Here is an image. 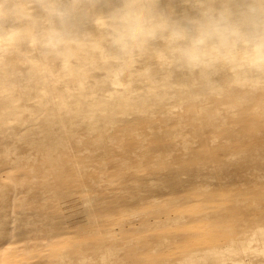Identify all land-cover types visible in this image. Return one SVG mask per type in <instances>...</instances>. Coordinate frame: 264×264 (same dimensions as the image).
I'll list each match as a JSON object with an SVG mask.
<instances>
[{
    "label": "rangeland",
    "instance_id": "374dc122",
    "mask_svg": "<svg viewBox=\"0 0 264 264\" xmlns=\"http://www.w3.org/2000/svg\"><path fill=\"white\" fill-rule=\"evenodd\" d=\"M157 1H160V7L168 10L171 8L167 0ZM232 1L234 4L264 5V0ZM194 2L195 0H178L172 9L184 10L187 8L183 6ZM216 2L219 4L221 0ZM51 3L71 6V17L61 21L50 15L45 6ZM123 3L124 0H0V117L9 114L13 116L11 120L24 121L31 108L36 107L46 94L52 95L48 99L49 108L39 110V117L47 109L65 112L72 99L90 102L92 96L97 94H123V87L101 76L105 53L115 55L120 52L118 47H109L104 42L114 36L110 17ZM95 18L110 22L103 26L104 31L101 33L94 31L92 23ZM152 47V42L149 41L130 48L134 57L140 60L142 71L148 74L154 73L157 67L151 57L147 56ZM88 54L96 55L97 62L86 60ZM234 58L245 61V50L239 49ZM248 61L250 69L264 70V63L252 64L249 59ZM40 64L49 69L46 79L39 72ZM246 71L245 66H239L235 72L244 76ZM160 73L172 81L161 96L176 95L174 85H179L183 77L165 68ZM207 74L199 73L192 80L203 84L209 78L216 80L218 72L211 71L210 77ZM100 84L103 86L101 89L98 87ZM261 92H264V88ZM213 104L231 106L233 117L224 121L212 115L207 119L206 112ZM152 105L156 116L154 122L147 126L150 130L149 156L145 160L127 164L124 168H112V164H109L106 171H101L96 161L88 168L77 170L74 164H80L82 158L78 153L71 154L66 167L68 175L57 180L69 192L67 198L55 193L43 195L42 171L36 170L31 174L25 166L13 159L18 149L14 145L12 134H7L11 141L6 138L0 143L6 148L9 157L0 162V187L6 194L0 201V204L3 202V214L6 216L5 221H0V240L5 241L0 264H57V254L63 258L65 248L59 250L60 253L49 249L35 257H27L19 249L7 247L13 233L16 234L19 229H28L29 215L41 218L43 213L51 215L53 212L60 214L59 229L70 232L73 238L81 237L92 243H117L119 247L114 251L104 252L103 256L108 258L124 255L122 264H133L134 259L138 258V264H234L236 260L237 264H264V231L256 227L257 224L264 225V221L260 219L264 213V167L258 168L247 161L264 157V132H257L254 136L243 125L249 116L245 110L264 106V96L246 100L219 96L215 90L209 89L203 96L198 92L184 93L180 101H170L168 104L155 102ZM171 109L182 112L184 131L193 143L186 153L172 148L176 123L168 118L169 114L177 111L170 112ZM148 121L144 117L140 123L142 125ZM26 132L27 127L19 125L15 136L22 137ZM215 139L218 140L217 144L207 148V143ZM126 141L129 146L132 140L126 136ZM145 172L149 176L143 179L141 175ZM165 173H170L171 176L159 181V174ZM126 191L140 194L146 199L145 202L157 194H161L163 198L159 197L156 201L160 205L146 203L140 207L141 212L136 216L139 218H132V225L128 230L122 231L123 238L112 239L110 229L91 232L93 227L83 228L81 233L78 232V226L82 224L81 218H86L91 213L109 212L107 214L119 215L116 209L111 210V204L115 208L121 205L120 201ZM96 194L109 195V205L98 207ZM41 196L43 197L36 201ZM84 196L86 200L81 201ZM156 205L161 206L159 211H156ZM179 214L184 216L178 217ZM250 219H253V224ZM32 221L38 230H35L36 239L30 248L36 250L42 243L39 232L46 234L47 226L39 219ZM251 225L255 233H249ZM239 232H244V237ZM232 238L233 241L226 242ZM248 240L252 241L250 246L247 245ZM145 245H149L151 249ZM235 245H239V248ZM58 247H61L60 243ZM125 251L130 253L126 255L129 258L125 256ZM132 251L136 256L139 253V257L133 259L135 255ZM189 256H193L194 260Z\"/></svg>",
    "mask_w": 264,
    "mask_h": 264
},
{
    "label": "bare ground",
    "instance_id": "6f19581e",
    "mask_svg": "<svg viewBox=\"0 0 264 264\" xmlns=\"http://www.w3.org/2000/svg\"><path fill=\"white\" fill-rule=\"evenodd\" d=\"M157 2L160 6V1ZM167 2L171 6L169 11H173L174 9L172 8L177 4L178 0H167ZM232 3H234V1H232ZM183 7L188 8L189 5ZM174 11L179 12L182 10L178 9ZM112 16L113 15L110 17L111 21ZM109 23V21L97 20V18H95V22L92 24L95 26L94 31L101 33L104 31L103 26ZM151 42L153 47L147 52V56L151 57L157 67L154 73L149 74L142 71L141 62L138 58L134 57L131 49H124L120 45L114 43L113 37L104 42L109 47H118L120 52L115 55L108 52L105 53L102 60L103 66L101 76L109 78L110 82L123 87L122 89L125 90L123 94L121 92L119 94L112 93L104 96L97 94L92 96V100L90 102L72 99L71 105L65 110V112L47 109L44 113H42L41 117H39L37 114L39 110L49 108L50 100L48 101V99L52 95L46 94L44 98L38 102L36 107L31 108L28 118L24 121L11 120L13 116L9 114L5 117H0V143L6 138L11 141V137L7 134H12L14 145L16 149H18V152H16L13 159L25 166L27 171L31 174H33L36 170L42 171V193L44 196L50 193H55L60 197L67 198L70 195L64 185L58 183L57 180L61 176L68 175L69 172L66 167L70 162V155L73 153H78L82 158L80 164H74L77 170H80V168L90 167L94 161L97 162L101 171H106L109 164H112V168H124L127 164H132V162L145 160L149 156L151 149L148 141L150 130L147 129V126L148 124L154 122V118L156 116V111L152 103L165 102L168 104L170 101H180L183 99L184 93L188 94L190 92H198L203 96L206 95L207 90L209 89L215 90L219 96L232 98L239 97L246 100H253L259 96H264V92H261L262 88H264V70L250 69V63L247 58L245 61H241L236 58H234L231 62L222 60L213 64L209 68L201 67L191 69L183 62L178 61L171 54L170 50L163 41L155 40ZM155 44H157V47H155ZM96 59V55L88 54L86 57V60L95 63L97 62ZM239 66H245L247 68L244 76L238 75L235 72ZM164 68L166 70H172L179 76L183 77V81L179 85H174V90L177 92L176 95L161 96L162 92L164 93L166 91L169 83L172 82L171 80H168V78H164L160 73ZM38 69L39 72L42 73L44 79H46L49 69L45 68L43 64L38 65ZM213 70L218 72L215 76L216 80L209 78L203 84L195 83L192 80V78H195V76L199 73H208L207 76L210 77V72ZM98 87L99 89L103 88L101 84ZM97 92L99 93V90ZM173 110L177 111V113L171 115L169 114L170 117L168 118L169 121H174L176 123L174 126L175 139L172 142V148L180 153H186L193 143L188 139L187 133L184 131L185 124L182 121V112L176 109H171L170 112ZM245 111L249 113V116L246 121L243 122V125H245V128L248 129V132H253L254 136L257 132H264V120H262L264 119V106L260 105L249 107ZM212 115H216L224 121H226L229 117H233L231 106H219L214 104L209 106V110L206 112V118L209 119ZM144 117H147L149 121L146 124L141 125L140 120ZM199 121H201L200 118ZM19 125L27 127V132L22 137L15 136L16 127ZM126 136H129L132 140L129 143V146L126 141ZM217 142V139L210 140L206 147L209 148L210 146H214ZM163 152H165V150ZM102 156H105L106 158ZM8 159L9 157L6 148L0 145V162ZM247 161L254 164L258 168L264 167V157L259 156L254 159H247ZM147 176H149V173L147 175L146 172L141 175L143 179ZM170 176V173L159 174L157 179L162 181L168 179ZM97 183L102 184L100 181H97ZM5 195L6 194H4L3 189L0 187V201H2ZM42 197L43 196L39 197L36 201H39ZM159 197L163 198L161 194H157L156 197H153L150 201L145 202L146 199L140 194L126 191L125 196L120 201L121 205H117V208H115L114 205L111 204V210L113 208L116 209V211L119 212V215L107 214L109 212L91 213L86 218H81L82 224L78 226V232L81 233L83 228L88 229L93 227L94 228L91 232H102L110 229L112 231V234L110 235L112 239L123 238L122 231L128 230V227L132 225V218H139L136 216H138L141 212L140 207L145 206L146 203L160 205V203H156ZM107 198H109V195L96 194L95 200L97 206L107 207L109 205ZM84 200H86V197H81V201ZM2 204L3 202L0 204V221H5L4 219L6 216L3 214V211L5 210H3L4 206ZM133 204L136 206H133ZM160 207L157 206L154 208L156 211L157 209L159 211ZM152 209L153 207L150 210ZM129 212L136 213L132 214ZM261 215L260 219L264 221V213ZM30 216L31 215L28 216L27 220L28 229H19L18 232L16 234L13 233L12 237L8 240L9 244L7 247L9 249L16 248L21 251V254H26L27 257H35L41 253H45L44 251L49 249L51 251H55L56 253H60L59 250L65 248L68 252L66 250L64 251L63 258L60 254H57V256L59 255L57 264H122L121 259H125L123 257L124 255H113L108 258L103 256L104 252H111L114 251L115 248L119 247L115 242L92 243L91 241L85 240L81 237L73 238L70 232L60 230L58 225L60 223L59 212H53L51 215L43 213L41 218L35 215ZM183 216L184 215L179 214L178 217ZM35 218L41 220L43 225H46L47 228L45 229L46 234L39 232L42 240V243L39 245L41 247L33 250L30 246L35 242V230H38L37 226H35L32 221V219ZM246 220L247 218L245 219V222ZM250 220V223H252L253 219ZM259 221L260 220H258V222ZM245 222L243 223L245 224ZM254 224L256 225V223ZM263 226L264 225L261 224L256 225L258 229H262V231H264ZM257 228L256 231H258ZM252 230L253 226L251 227V230H249V233H255V230ZM259 231L258 233H260ZM243 234L242 232L240 233L241 236ZM229 241H233V238L226 242ZM248 241L249 242L247 243L249 244L246 242L245 244L250 246L251 240ZM4 243L5 241L0 240V255L4 252ZM58 243L61 244V247H58ZM54 244H56L57 247H55ZM243 245L242 247L245 248L246 246ZM145 246L149 248V245ZM235 246L238 247L239 245ZM217 248H220V246ZM226 248H228V246ZM229 249L231 250V248ZM230 250L228 251L227 249L229 253ZM240 250H242V248ZM128 252L125 251V256L130 254ZM132 252L135 255L134 251ZM28 253L31 255L29 256ZM250 253L248 255H250ZM137 255L138 256L135 255L134 257L131 254V257L133 256L132 258L134 259L139 257V253ZM218 255L220 254L218 253ZM126 257L129 258L130 256ZM189 257L191 260H194L192 258L193 256ZM139 260L140 258L134 259L133 262L138 264ZM195 260H197V258ZM250 260H252V258ZM219 261L220 260H217V262ZM236 261L234 264H237ZM261 261L263 260L261 259ZM230 262L233 263V261Z\"/></svg>",
    "mask_w": 264,
    "mask_h": 264
},
{
    "label": "clouds",
    "instance_id": "9594fccd",
    "mask_svg": "<svg viewBox=\"0 0 264 264\" xmlns=\"http://www.w3.org/2000/svg\"><path fill=\"white\" fill-rule=\"evenodd\" d=\"M45 10L61 21L71 6L51 3ZM113 40L124 49L160 40L191 69L231 62L243 48L252 64L264 63V5L232 0H195L187 9L169 11L156 0H124L113 16Z\"/></svg>",
    "mask_w": 264,
    "mask_h": 264
}]
</instances>
